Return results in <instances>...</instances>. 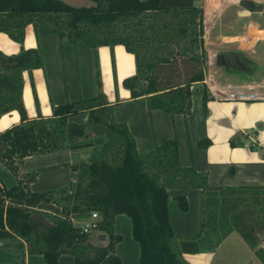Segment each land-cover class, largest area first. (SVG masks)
I'll list each match as a JSON object with an SVG mask.
<instances>
[{"label":"trees","instance_id":"obj_1","mask_svg":"<svg viewBox=\"0 0 264 264\" xmlns=\"http://www.w3.org/2000/svg\"><path fill=\"white\" fill-rule=\"evenodd\" d=\"M91 1L75 6L63 0H0V31L22 43L25 27L41 23L45 32L58 35L62 59L65 39L75 53L82 41L95 53L96 67L98 47L122 44L135 57L136 73L122 82L131 98H146L149 115L165 110L173 124L174 115L182 113L188 131L192 87L205 79L207 59L200 0ZM241 63L243 69L249 67L247 60ZM43 67L40 46L21 48L13 55L0 51V116L13 110L20 114L19 123L0 131V163L17 181L7 186L0 180V238H23L28 252L42 253L47 264H58L61 254L72 255L75 264H123L115 251L122 236L113 228L116 214L123 213L131 217L140 264H190L183 254L212 249L234 231L264 264V249L255 247V235L264 228V185L211 186L207 173L194 163L180 165L175 134L160 141L153 134V149L139 153L128 126L117 121L115 106L107 101L99 70L97 93L91 98L95 103L88 106L85 122L68 121L79 111L69 99L55 104L51 115L29 118L23 102L24 72ZM208 98L206 87L205 112ZM94 138L104 140L95 144L90 142ZM210 143L200 141L203 147ZM92 145L89 158L70 165L68 185L30 189L42 170L54 167L24 172V157ZM189 188L203 194L202 220L197 233L181 236L169 218L168 190L180 191L174 199L184 211L188 199L182 191ZM94 211L100 215L97 230L108 237L104 245H94L91 232H82L74 223ZM48 214L53 224L43 230L34 217Z\"/></svg>","mask_w":264,"mask_h":264},{"label":"crops","instance_id":"obj_2","mask_svg":"<svg viewBox=\"0 0 264 264\" xmlns=\"http://www.w3.org/2000/svg\"><path fill=\"white\" fill-rule=\"evenodd\" d=\"M63 1L75 6H88L92 3L91 0ZM243 1H247L246 5ZM199 3L204 13L203 46L207 59L204 65L205 79L192 87L188 131L182 113L174 115V124L170 114L165 110L155 109L149 115L146 98H131L130 90L124 86L123 90L117 92V98H114L110 89L106 90L107 101L115 106L117 121L128 126L139 153L153 149V134L158 141L171 138L175 134L180 165L183 167L194 163L198 171L207 173L211 186L264 185V0H200ZM37 46H40L44 54V66L49 53L51 56L54 55V59H58L59 37L53 32H45L41 23L25 27L22 43L0 31V51L6 55L17 54L21 48L35 49ZM72 46L73 44L65 39L64 47L67 53ZM110 47L115 58L117 55L126 59L128 56L131 57L126 75H120V70L116 66L117 79L123 82L127 75L136 73L134 54L128 52L122 44ZM98 48L106 52L107 46ZM242 59L248 61L250 68L247 69L256 67L251 74L247 73L246 68L243 69ZM36 69L41 68H35L31 73L37 71ZM26 73L29 72L25 71L24 77ZM206 87L209 98L206 101L205 112L203 92ZM69 89L70 95L67 90L64 98L58 88L60 90L58 95L54 100L51 97L50 102L45 97L41 100L37 94L36 111L28 85L25 84L24 87L23 82V102L27 116L34 118L38 115H51L55 104L64 103L69 99L79 111L70 116L68 121L85 122L88 118V106L95 103L91 98L96 94L93 92L87 95L83 92L78 95L72 86ZM102 90L104 91L103 88ZM19 121L20 114L16 110L1 115L0 131ZM204 138L211 141L206 147L200 144ZM103 140L94 138L90 142L101 144ZM93 148V145L81 146L24 157L21 161V169L24 172L54 167L42 170L35 182L30 184V189L39 192L68 185L72 178L70 165L89 158ZM0 180L7 186L17 183L3 163H0ZM179 192L168 190V213L173 231L181 236L195 234L202 220L203 194L199 188L183 190L182 193L188 199V209L181 211L174 199L175 194ZM89 220L91 217L76 218L74 223L82 224ZM113 228L122 236L116 243L115 251L123 264H140L139 244L133 236L131 217L123 213L116 214ZM90 241L94 245H104L108 237L102 231L94 229L90 233ZM232 242L238 245L233 247ZM183 258L190 264L261 262L255 249L236 231L228 234L218 246L203 249L198 253H185ZM0 264H47V261L42 253H29L23 238L4 237L0 238ZM58 264H75L74 257L70 254H61Z\"/></svg>","mask_w":264,"mask_h":264},{"label":"rangeland","instance_id":"obj_3","mask_svg":"<svg viewBox=\"0 0 264 264\" xmlns=\"http://www.w3.org/2000/svg\"><path fill=\"white\" fill-rule=\"evenodd\" d=\"M72 46L69 53L66 52L64 47V59H62L60 50L57 51L58 59H54V55L48 54V60L45 63L44 68L36 69L33 73H26L24 77L25 84L28 85V91L31 93L32 101L35 110H38L36 95L39 94L41 100L47 98L50 102V98H54L58 95L61 90L63 97L65 98V90H68L70 95L69 87L72 86L76 93L96 94L97 92V71L100 72V80L102 88L107 96L106 90L110 89L114 98H117V92L123 90L122 80L117 79L118 66L120 75H126V68L131 63V57L127 59L121 56L115 58L114 52L111 51V47L107 45L106 52L100 51L97 48V61L98 66L95 65V53L91 47H88L84 42L77 44L76 53ZM59 48V47H58ZM57 50V49H56ZM64 61V63H63ZM130 76V75H127ZM66 87V89H65ZM60 88V90H58ZM38 97V96H37ZM62 97V98H63ZM64 102V101H63ZM38 112H36L37 114ZM89 218V217H88ZM83 218V219H88ZM80 219V218H77ZM34 222L36 225L41 227L43 230H47L52 226V217L50 214L35 216ZM256 246L264 249V228L263 230L257 231L256 235ZM232 246L236 247L238 243L232 242ZM257 264H262L260 261Z\"/></svg>","mask_w":264,"mask_h":264},{"label":"built area","instance_id":"obj_4","mask_svg":"<svg viewBox=\"0 0 264 264\" xmlns=\"http://www.w3.org/2000/svg\"><path fill=\"white\" fill-rule=\"evenodd\" d=\"M100 215H98L97 211L91 213V220L80 224L81 231L84 233H89L97 229V220Z\"/></svg>","mask_w":264,"mask_h":264}]
</instances>
